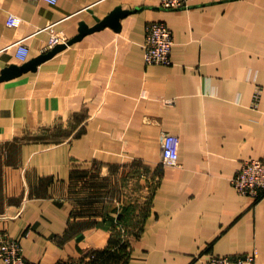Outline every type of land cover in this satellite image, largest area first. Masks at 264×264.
Masks as SVG:
<instances>
[{"label":"crops","instance_id":"obj_1","mask_svg":"<svg viewBox=\"0 0 264 264\" xmlns=\"http://www.w3.org/2000/svg\"><path fill=\"white\" fill-rule=\"evenodd\" d=\"M119 7L130 11L119 30L0 83V231L27 264H264V197L231 183L264 159V0H0V75L24 64L20 39L31 60L53 34L68 42ZM151 21L173 31L169 66L145 62ZM163 133L179 138V166L162 163ZM134 183L150 207L127 198Z\"/></svg>","mask_w":264,"mask_h":264},{"label":"built area","instance_id":"obj_2","mask_svg":"<svg viewBox=\"0 0 264 264\" xmlns=\"http://www.w3.org/2000/svg\"><path fill=\"white\" fill-rule=\"evenodd\" d=\"M56 5L59 0H43ZM193 0H159L163 9H188ZM22 19L10 14L7 25L18 27ZM67 39L62 33H55L49 41V49L66 43ZM175 46L174 34L169 26L162 21H151L146 26L144 42L145 62L148 65L169 66L172 63V53ZM30 57V47L25 38L17 43L16 58L25 63ZM262 95L261 88L257 87L254 94V106L258 104ZM162 163L165 166H179V138L171 133H163L161 137ZM234 189L241 195L260 200L264 197V159L244 161L231 180ZM116 229L124 233L122 223L116 224ZM0 259L4 264H27L23 247L20 241L13 239L6 231H0ZM256 255L240 256H212L207 264H255Z\"/></svg>","mask_w":264,"mask_h":264},{"label":"water","instance_id":"obj_3","mask_svg":"<svg viewBox=\"0 0 264 264\" xmlns=\"http://www.w3.org/2000/svg\"><path fill=\"white\" fill-rule=\"evenodd\" d=\"M130 12V11H129ZM128 11L123 10L122 8L116 9L110 16L107 18L98 21V23L94 27H89L87 24L82 23L80 28V33L74 37L72 40L57 45L48 53L42 54L38 57H35L28 62H25L22 65H11L4 70H2L0 75V83L13 79L15 77L21 76L24 73L29 71H36L38 66L41 65L43 62L51 59L56 53L62 51L67 46L74 44L75 42L81 40L85 35L92 33L94 31L100 30L106 26H113L116 30L120 29V20L129 13Z\"/></svg>","mask_w":264,"mask_h":264},{"label":"rangeland","instance_id":"obj_4","mask_svg":"<svg viewBox=\"0 0 264 264\" xmlns=\"http://www.w3.org/2000/svg\"><path fill=\"white\" fill-rule=\"evenodd\" d=\"M129 191H131V193ZM142 191L143 189L141 183H134L133 187L131 189L128 188L126 192L127 198L129 200L134 201L133 202L134 205L150 207V200L148 197L145 196L146 194L145 195L143 194Z\"/></svg>","mask_w":264,"mask_h":264}]
</instances>
